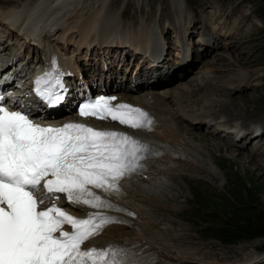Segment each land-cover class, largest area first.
Returning <instances> with one entry per match:
<instances>
[{
    "label": "snow or ice",
    "instance_id": "1",
    "mask_svg": "<svg viewBox=\"0 0 264 264\" xmlns=\"http://www.w3.org/2000/svg\"><path fill=\"white\" fill-rule=\"evenodd\" d=\"M49 76L37 79L35 92L54 106L63 97L48 86ZM56 82L62 87L59 78ZM115 99H90L79 106V115L151 130L154 120L149 113L123 103L113 105ZM4 100L0 95V264H145L113 245L82 247L107 224L121 222L116 218L102 212L79 218L55 204L41 205L48 194L63 193L70 204L123 210L94 189L119 193V181L142 167L149 145L83 123L42 125L26 110H10Z\"/></svg>",
    "mask_w": 264,
    "mask_h": 264
},
{
    "label": "rangeland",
    "instance_id": "2",
    "mask_svg": "<svg viewBox=\"0 0 264 264\" xmlns=\"http://www.w3.org/2000/svg\"><path fill=\"white\" fill-rule=\"evenodd\" d=\"M23 1L17 2L16 5ZM82 1L84 0H80V2ZM87 1H91L87 6L86 3L84 5V10L88 9L85 11L87 14L80 17L78 22H82V18L93 10L101 9L100 0ZM110 5L111 10L121 21H127L121 23L123 27H132V22L141 27H147L155 15L162 16V19L166 21L174 22L172 20L174 12L168 9L166 0H111ZM235 5L236 7H234ZM200 6H206V9L211 6H219L221 9L227 7V11H235L243 25L236 33L235 31L228 32L231 35L230 38L223 34L226 36V41L230 43L227 50L222 48L219 43V46L200 56L210 54V58L206 57L203 64L207 62L209 66L213 67L215 74L207 77L205 83L206 86L208 85L207 88L204 85L200 91H197L200 96L194 92V100L197 98L203 101V103L200 100L197 101L202 105L195 104L194 109L204 111L210 117L216 115V112L225 114L227 119L236 118L242 127L251 128L253 126L254 130L262 126L263 135L257 136L255 140H250V138L248 140L250 143H247V146L246 144L237 146L219 141L213 133L200 131L201 128L200 130L192 128L201 122L188 125L177 120L176 115V121L183 125L182 127L177 124V131H171L173 123L165 122L166 131L171 132L168 135L173 137L171 143L178 147L175 150H180L185 155L188 154V156L182 155L181 157L186 158L193 165L204 168L201 174V170H198L194 177L195 174L190 172V168L180 166L181 172L178 170L180 173L177 174L184 194L177 206L171 205L172 208L175 206V209L166 211L174 221L173 228L168 233L170 232V235L174 237L177 236V233L194 236L196 242L200 243L198 250L213 251L221 263L229 262L232 259L230 256L233 254L241 259L259 254L261 258H257L253 264H264V0H218V2L216 0H192L189 3L190 9ZM80 13L79 10L76 16H79ZM104 13H108L105 7ZM113 16L114 14L111 18ZM195 17L200 22L197 14ZM201 17L211 27L219 26L221 29H225L230 26L228 20L226 22L221 19L214 20L206 12H201ZM169 29L173 30V26H170ZM15 36L17 35L15 34ZM212 50L215 53H212ZM218 52L226 53L231 59H237L238 63L230 62L226 57L214 59L216 58L214 54ZM115 57L116 48L113 47L109 59L114 61ZM196 63L192 65V68ZM190 72L185 74L186 78ZM240 72L246 74L245 80L240 83L237 82L239 80H234L235 82L231 85L224 83L230 77L233 80ZM127 78H129V74ZM190 78L187 79L189 84L194 81ZM224 101H226L225 104L229 103L230 107L232 106L231 111L228 109L231 114L221 111L223 106L220 103L224 105ZM191 102L195 103L193 100ZM173 110H176V107L175 109L173 107ZM178 115L182 117L181 114L178 113ZM187 122L192 123L188 120ZM226 133H229L228 130L225 131ZM161 134L165 133L161 131ZM170 137L165 139L169 140ZM204 139L224 144V148H216L214 154L207 152L206 156H203L200 153L199 145L204 144ZM247 139L248 137H246ZM185 141L189 142L188 145L183 144ZM256 144L258 145L253 147L255 153L250 152L252 149H247ZM191 157L194 159L198 157L204 161L199 164L197 161H191ZM187 245L184 244V246Z\"/></svg>",
    "mask_w": 264,
    "mask_h": 264
},
{
    "label": "bare ground",
    "instance_id": "3",
    "mask_svg": "<svg viewBox=\"0 0 264 264\" xmlns=\"http://www.w3.org/2000/svg\"><path fill=\"white\" fill-rule=\"evenodd\" d=\"M8 1L11 0H0L1 3ZM42 2L44 3V5L40 6V8H38L37 10L39 13L35 22L36 26H38L42 22L43 16H46V18L54 17L56 19L59 16H64L66 14L68 15L71 11L74 12L70 15L76 16V14L79 13V10H84L85 1L80 2V0H24L23 3H20L19 5H13L5 9L1 8L0 17L6 20V22L14 29V34L17 35V25L20 24L22 21V24H25L26 19L32 13H27L26 17L22 19L21 22H19L23 11H30L32 8L39 6ZM110 4L111 0H100L99 5L101 6V9L93 10L87 16L82 18V22H78V26L76 28L73 25H68V22H61L60 26L62 32L68 31L71 26L72 30H76V32L78 33V38L73 42H75V44H82L86 46H88L90 42L98 44V42L103 39L102 36L104 34H107V39L110 37L111 40L114 41L117 46H132L136 38V44L133 45L131 49H134L139 52L141 48L140 46L143 45V42L147 43V39L149 38V35L152 31L136 29L134 32H132L128 30V33L133 34L135 37L128 35V33H126V31H124L123 28H120L118 23H116V15L112 13ZM104 7L108 11L107 14L104 13ZM62 8L65 9H63L62 11ZM14 13H17L18 16L17 18L12 19L11 15ZM112 14H114V16L111 18ZM64 21H66V18H64ZM45 26L46 23L42 22L41 28ZM49 28H51V26H49ZM90 31L95 34L94 38L88 37ZM11 34L12 29H9L6 35ZM67 35L71 36L72 31H68ZM164 38L168 39V36L165 34ZM107 39H105L103 42H105ZM230 41L232 40L230 39ZM153 46L154 51L156 52V44H154ZM209 50L210 49L205 47L202 52H197L198 55L196 56L200 57L202 54H204V52L206 53ZM211 52L213 53L214 50H212ZM214 55H216V58L214 59H222L223 57H226L227 60H229L230 62L233 61L236 62V64L238 63L237 59H231L230 56H228L226 53L218 52ZM197 61L198 59L195 58L193 59L192 63L190 62V64L185 65L184 68H182L183 65H181L177 69H172L171 79L174 77H177L178 79L174 83L175 85L169 88H167L166 85H160L157 88H151L148 86V83L145 80L143 82H140L141 85L145 86L144 89L142 91L136 89L135 91V85H131L130 77L127 78V76L124 78V82L120 78V81L114 83V93L119 94V97L122 98H130L135 96V101H138L150 108L154 115L156 123H158L156 125H152V128L150 130L151 132H149V130V133L147 131H144L140 133V136H142L143 134L147 137L155 136L156 139L158 138L162 141L163 136H160L161 131L164 132L166 135L171 133L166 131L167 127L165 125V122L173 123L174 125L171 126V131H177L176 125H179L180 123L175 119V116L177 114H174L175 112L173 111V107L171 106V104L175 105L178 111L182 110V107L184 108L186 104H183L181 102V99L178 97V95L182 94L188 97L191 91H194L195 94H197V91H200L207 82V70L202 71V76H195V78H190V80H194L193 83L195 84H189V80H187L185 76L186 73L190 72L192 65ZM63 62L67 64L66 61ZM89 64V66L93 65V63L90 62ZM114 69H117V72L126 73V71L129 69L128 58H124L121 63L120 58H118L117 64L115 65ZM114 71L109 72L110 76L113 77L110 78V81L114 80ZM165 72H167V70ZM147 73L148 71L145 70L142 75L146 77ZM245 79L246 74L240 72L235 78H233V80L230 77L226 81H224V83L231 85V83L235 82L234 80H239L237 82L240 83ZM150 81L152 80L150 79ZM111 86L113 85H109V88H111ZM190 98L191 101L193 100L195 102L192 104H201V102L203 103L201 99L196 98L194 100L192 95ZM199 100L201 101L200 103H198ZM225 102L226 101H224V105L220 103V105L223 106V110L221 109V111L224 113L227 112L229 114V110L231 111L232 106L230 107L229 103L225 104ZM201 121L202 120H199L198 122ZM180 126L183 127L182 124H180ZM158 129L161 130L159 131ZM190 132L195 133L193 131ZM261 134L262 132L257 136H260ZM257 136L251 137L250 140H255ZM188 143V141H185V143L183 144L188 145ZM216 148L223 149L224 144H220L218 142L214 143L208 139H204V144L199 145V149L201 150L200 153L203 154V156H206L207 152L214 154ZM178 153L183 156H188V154L185 155L181 153L180 150L178 151ZM180 155L173 156L172 153L165 152L161 156L157 158L148 159L145 163H143L141 167L142 172L138 176H135V178L125 181L124 188L126 193L119 198L122 203H124L129 208L133 209L136 213V217L133 218V223L127 227L117 224H109L100 232V234L92 238L89 243H94L99 246H106L111 242L117 241H122L127 244L146 242L150 244V246H152V248L154 249L156 264L255 263L257 258H261V255L255 254L251 257L241 259L236 254H233L230 256L232 259H230L229 262L225 261V263H221V261L216 258L213 251L202 252L201 250H198L200 243L196 242L194 236L187 235V233H177V236L174 237L170 235V232L168 233V231L172 230V225H174V221H172L173 218H171V216H168V212L166 213V211L170 209H175V206L172 208L171 205L177 206V203L181 201L182 194H184L183 186L178 180L179 176L174 171V169H172V166H174V164L178 165L179 167L187 166L188 168H190V172H193V174H195L194 177L197 175L198 170H201V174L203 172L202 169H204L203 167L193 165L192 162L187 161L186 158L183 159L184 157H181ZM192 160H194L195 162L197 161L199 164L200 162L204 161L203 159L200 160V158L198 157H196L195 159L191 157V161ZM165 222H167L168 224L166 225ZM184 244L188 245L184 246Z\"/></svg>",
    "mask_w": 264,
    "mask_h": 264
}]
</instances>
